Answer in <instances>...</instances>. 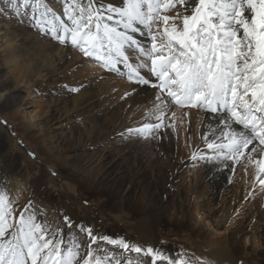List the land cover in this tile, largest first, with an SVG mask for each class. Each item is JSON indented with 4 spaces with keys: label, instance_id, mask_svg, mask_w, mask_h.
Here are the masks:
<instances>
[{
    "label": "bare ground",
    "instance_id": "obj_1",
    "mask_svg": "<svg viewBox=\"0 0 264 264\" xmlns=\"http://www.w3.org/2000/svg\"><path fill=\"white\" fill-rule=\"evenodd\" d=\"M110 2L120 6L121 0ZM0 7L7 8V0H0ZM7 12L14 16L11 10ZM139 39L147 43L144 37ZM129 71L123 66L122 76L97 63L88 64L78 50L52 39L42 40L30 30L16 27L4 14L0 15V117L14 120L18 133L15 139L25 142L36 153L43 152L44 165L54 177L47 178L43 171L38 172L39 178L30 177L28 169L20 167V148V154L2 159L7 141L2 133L0 190L8 191L13 200L24 190L23 200L19 203L15 200L14 206L23 208L32 201L49 221L63 227L65 233H75L76 226L83 225L97 236L106 237L100 206H109L118 219L127 220V242L161 252V241L169 238L172 231L161 233L158 227L167 220L178 229L186 228L182 235H174L184 239L187 247L194 245L192 252L184 247L191 264H203L204 258L212 264H237L236 253H264V206L255 205L250 217L245 216L248 210L245 200L254 196L256 190H264L254 181V169L247 166L246 175L244 162L234 165L232 171L227 166L229 162L207 159L205 163L200 158L214 155L201 138L209 125L216 124L214 118L206 119L212 114L202 109L176 108L174 117L165 116V126L175 123V130L164 127L158 135L163 155L161 164L169 171L168 182L163 173L158 176L153 171L147 173L148 165L138 143L127 144V139L117 137L132 126L159 122L153 118L159 90L152 86L159 82L147 69L141 71L150 78L149 85L130 81L126 75ZM50 79L54 84L64 83L66 93L62 88L44 89L45 83L51 86ZM44 99L46 106H42ZM55 111L61 113L57 121L53 118ZM184 111L189 113L187 119L182 115ZM64 128L65 135L71 136L73 147L63 150L57 131ZM197 138L203 141L204 150L197 149ZM183 144L190 149L191 157L197 155L195 161L184 156ZM113 151L114 155L110 156ZM258 158V154L253 155V160ZM224 169L228 180L220 187L216 178ZM49 184L62 191L61 202L49 199L45 193ZM168 187L174 195L171 206L167 204ZM89 196L96 197L95 205L86 207L89 205H83L80 200ZM65 217L72 221L71 228L64 226ZM243 236L246 242L242 244ZM101 247L113 252L105 243ZM126 254L129 261L145 259L123 251L119 256L122 259Z\"/></svg>",
    "mask_w": 264,
    "mask_h": 264
},
{
    "label": "snow or ice",
    "instance_id": "obj_2",
    "mask_svg": "<svg viewBox=\"0 0 264 264\" xmlns=\"http://www.w3.org/2000/svg\"><path fill=\"white\" fill-rule=\"evenodd\" d=\"M46 2L7 0L0 15L11 10L19 22L109 72L123 76L127 66L130 81L149 85L141 71L147 69L159 82L152 84L159 90L153 117L159 122L129 132L149 138L164 127L175 130L174 122L164 125L165 116L174 117L176 108L202 109L216 124L201 136L214 155L200 158L229 162L232 171L244 162L245 174L251 166L254 181L264 187V0H121L120 6L110 0H61L60 12ZM177 6L182 13L166 14ZM182 115L187 119L189 113ZM254 154L259 158L253 160ZM15 204L0 190V264H191L186 254L168 256L97 236L83 225L65 233L32 201L23 208ZM71 225L65 217L64 226ZM102 243L145 259L120 260ZM203 264L212 262L204 258Z\"/></svg>",
    "mask_w": 264,
    "mask_h": 264
},
{
    "label": "rangeland",
    "instance_id": "obj_3",
    "mask_svg": "<svg viewBox=\"0 0 264 264\" xmlns=\"http://www.w3.org/2000/svg\"><path fill=\"white\" fill-rule=\"evenodd\" d=\"M45 6L51 7L56 12H60L61 9H62V2L60 0H51L50 2H47ZM182 11H183V9L181 7H179V6H177V8L173 9L172 11H170V12H168L166 14L169 15V16H172L176 12H181L182 13ZM8 13L9 12H6L4 14L5 18L8 19V20L10 19V21H12L13 24L16 27H21V28L28 29L32 33H35L38 36V38H40L42 40H46V41H50L51 40L50 37L41 35L40 32H38L36 30H33L31 27H29L28 22L21 23V22H19L17 20L15 15L10 17ZM179 23L180 22L177 21V24H179ZM80 55L83 56V54H81V53H80ZM86 60L88 61V64L95 63L91 59H86ZM51 81H53V82H51ZM50 82H51V86H50V84L45 83V84H43V88L44 87H45L44 89L52 88V89H55V90H59V89L62 88V90L64 89V91H65L66 87L64 86V83L63 84L62 83H55L54 84V80L53 79H50ZM65 93H66V91H65ZM45 100L46 99L43 100L44 104H42V106H46L47 103H45ZM60 116H61V113L59 111L53 112V118H55V121H57L60 118ZM3 122H5V123H3ZM13 122H14V120L11 119V118H8V117H6V118L2 117L1 118L0 117V125H1L0 134L3 133L2 134L3 137L7 140L6 141V148L4 150L2 159L6 158V157L12 158L14 155L20 154L19 149H18V148H20L21 154H22L21 155L22 157L20 156V167L23 168V169H28V174L30 175V177L39 178L40 175L38 174V172L42 173V171H43V173H47V178H50V179L54 178L53 175H51V173H49L50 171L47 170V166L44 165V163H45L44 159L45 158L42 157L43 156L42 155L43 152L38 150L39 153H36L34 148H32V147L29 148V146L25 142L21 143L22 141L20 139L19 140L15 139V138H18L17 137L18 133H16L15 126H14L15 122L14 123ZM39 123H41L40 120H39ZM141 126L135 125V127L132 126L129 129L127 128L125 131L121 132L117 137L118 138H122V139H127L126 140L127 144H128V141H129V143H134V142L138 143L141 146V151H140V153L142 154L141 156H142L143 160L145 162H147V165H148L147 169H146L147 173L150 174L153 171L155 176H158L159 173H163L164 177H166V181H167L169 179V171L161 164L162 163L161 159H162L163 155L160 152L159 145H158V143L160 142V140L158 138L159 132L153 133V135L151 137H149V138H142V137H140V136H138L136 134H131L129 132L130 129H137V128L141 127ZM64 131H65V128H64V130H58L57 131V137L60 140V148L63 149V150L66 147L67 148L68 147L69 148L73 147L71 136L69 135V133H66V135H65ZM8 136H10V138H8ZM132 140H133V142H132ZM13 142H15V143H13ZM196 144H197L196 146H197L198 150L199 149L200 150H204L205 149L204 145H203V141H201V139L197 138L196 139ZM182 150H183L184 156H190L191 157V155H189L190 154L189 153L190 149L188 147L186 148V146L184 144L182 145ZM113 155H114V151L111 152L110 156H113ZM24 156H25L26 159L24 158ZM41 157H42V159H41ZM204 162L207 163L208 162L207 159H204ZM26 164H27V167L25 166ZM42 167H45V168L42 170ZM45 169L47 171H45ZM150 169H151V171H149ZM227 180H228V178H227V169H224L222 171V173H220L219 176H217L216 182H217L218 186L222 187L224 183H227ZM166 181H165V184L168 185V183H167L168 181L167 182ZM119 183H121V181H119ZM228 183L232 187V185H233L232 182L228 181ZM13 187L14 186L11 185L10 190H12ZM2 189H4V187ZM77 189L80 190L81 187L80 188L78 187ZM167 191L170 193V195L167 196V204L171 206L173 204V202H174L173 191L169 187L167 188ZM255 192H256V194L254 196H249V198L247 200H245L246 205L248 204L247 207H246L248 210L246 211L245 216L247 215L248 217H250V215H251L250 213H252V210L255 208V205L256 206H258V205L259 206H262V205L264 206V190H261L260 192L256 190ZM45 193L48 195L49 199L52 202H54V203L57 202V201L61 202L63 200L61 198V196H63L62 195V191L61 190L59 191L57 187H54L51 184H49L47 186V188L45 189ZM25 195H26V192L24 190H20L19 193H18V196L16 198H14V199L19 203V202H21L23 200V197ZM95 200H96V197L89 196V197H86V199L83 200V201L80 200V202L81 203L83 202L82 203L83 205H85V204L89 205V206H86V207H91L92 205H95V203H94ZM241 202H243V199L240 201V203ZM100 209H101L100 210V212H101L100 220H101L102 226L104 227V229H103L104 236H106L108 238H111L113 240H124V241H126V237L125 236H126V234H128V223H127V220L126 219H118V217H116V214L114 212H112V209L110 210L109 206L108 207H103V205H102V206H100ZM79 212H80V215L84 214V212H82V210H80ZM89 214H90V212H89ZM172 225L173 224L169 223L167 220L166 221L164 220L158 227L159 230L161 231V233H168L169 231H172V234L169 236V238H167L166 240H162L161 241L162 253H164V254H166L168 256L175 257L177 254H184L185 253L184 247H186V250H189L190 252H192L193 249H195L194 245H190V247L192 248L191 249V248L187 247L185 244H183V242H185L184 239H182L179 236L174 235V234L182 235L185 232L186 228H179L178 229V228H176V227H174ZM204 226H205V224H204ZM243 237H242L243 241L241 240L242 244L246 242V238L245 237L243 238ZM105 244L109 245L107 243H105ZM109 246L111 248H113V252H111V251H109V249H107L110 252V254L111 253L116 254L117 258L119 259L120 258L119 253H121L122 250L116 245H109ZM195 253H198V252H195ZM125 257H127V260L129 261L127 254H126V256L123 255L122 259L120 258V260H123ZM198 257L201 258L200 255ZM186 258H189V257H186ZM236 259L239 260L237 264H239L240 262L242 264H264V253H243V254L242 253H236ZM159 263H161V262H159ZM114 264H115V262H114ZM163 264H165V262Z\"/></svg>",
    "mask_w": 264,
    "mask_h": 264
},
{
    "label": "water",
    "instance_id": "obj_4",
    "mask_svg": "<svg viewBox=\"0 0 264 264\" xmlns=\"http://www.w3.org/2000/svg\"><path fill=\"white\" fill-rule=\"evenodd\" d=\"M239 264H242L241 262Z\"/></svg>",
    "mask_w": 264,
    "mask_h": 264
}]
</instances>
